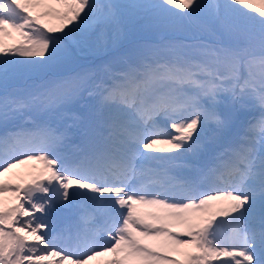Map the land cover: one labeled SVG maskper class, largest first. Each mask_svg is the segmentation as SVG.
<instances>
[{
    "label": "snow or ice",
    "instance_id": "obj_1",
    "mask_svg": "<svg viewBox=\"0 0 264 264\" xmlns=\"http://www.w3.org/2000/svg\"><path fill=\"white\" fill-rule=\"evenodd\" d=\"M137 21L187 34L80 65ZM85 92L87 142L66 153V134L40 116ZM224 96L261 110L226 144ZM0 120L21 122L0 135V264H264V6L253 0H0ZM62 210L76 219L58 228Z\"/></svg>",
    "mask_w": 264,
    "mask_h": 264
},
{
    "label": "rangeland",
    "instance_id": "obj_2",
    "mask_svg": "<svg viewBox=\"0 0 264 264\" xmlns=\"http://www.w3.org/2000/svg\"><path fill=\"white\" fill-rule=\"evenodd\" d=\"M262 6H264V5H261L259 2H257V0H253V8H258V7H262ZM245 11H249V13L252 15V11L250 9H245ZM143 25H145V23ZM128 27L132 28L131 25H129ZM140 27L144 28V26H142L141 24H140ZM130 31H131V29H130ZM200 36L204 37V36H208V34L202 33V34H200ZM208 39H210V37H208ZM208 43H211V42L208 41ZM91 58H94V57H91ZM112 58L118 60L120 58V56L115 55ZM79 63H80V65L84 66L85 65V59L82 58ZM74 67H76V70H79V66H74ZM24 85H26V84L24 83V81H22L21 86H24ZM80 99L81 98L79 97L78 99L74 100L73 102H71L69 104L58 107L54 111H51L48 113H42L40 118L44 121H47L49 124H51V126L57 128L59 131L64 132L66 134V138L68 136H72L74 134V130L77 128V126H78L77 130L85 131L89 128L90 123L93 119V117L91 116V113H92L91 109L95 111L96 100H95V98L93 99V103H92L93 106L91 108L89 106L88 100H85V101L81 100L80 104L76 103ZM222 99H226V101H227V99H229V98L227 96H224V97H222ZM245 99H251V98L246 97ZM221 106H222V103L218 106L219 112L221 111ZM229 110L234 112L232 104L229 105ZM238 110L241 111L242 114L248 113L247 111H244V110H247L246 108H243L241 110L238 107ZM242 111H244V112H242ZM16 123L19 124V122H16ZM1 125H3V126L5 125V123L2 120H0V126ZM27 125H30V124H27ZM211 131H212V129H211ZM211 131L209 130V132H208L209 136L212 135ZM0 132H3L1 128H0ZM67 144H69V142ZM159 147L160 146H157V148H159ZM67 150L69 151V148L66 146V148L62 149L61 151H67ZM31 166H32L31 163L20 165L18 168L13 169L12 172L9 173L8 175L12 176L14 178L21 176L24 173H26L31 168ZM62 214H66V215H62ZM37 215H39V214H37ZM57 215H62L61 217L59 216L56 218L58 228L63 227L64 222L66 223L70 220H73L75 222V219H76L75 216L73 215V213L68 211V210H62ZM104 259H105L104 257H100V258H97L96 260L89 261V264H103Z\"/></svg>",
    "mask_w": 264,
    "mask_h": 264
},
{
    "label": "trees",
    "instance_id": "obj_3",
    "mask_svg": "<svg viewBox=\"0 0 264 264\" xmlns=\"http://www.w3.org/2000/svg\"><path fill=\"white\" fill-rule=\"evenodd\" d=\"M252 15H258V13H255V12H252ZM161 36V35H160ZM159 37V36H158ZM158 37H156L157 39H160V38H158Z\"/></svg>",
    "mask_w": 264,
    "mask_h": 264
}]
</instances>
